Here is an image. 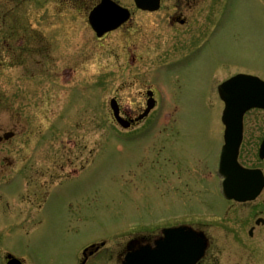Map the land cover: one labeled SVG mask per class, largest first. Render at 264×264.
Here are the masks:
<instances>
[{
	"label": "rangeland",
	"instance_id": "1",
	"mask_svg": "<svg viewBox=\"0 0 264 264\" xmlns=\"http://www.w3.org/2000/svg\"><path fill=\"white\" fill-rule=\"evenodd\" d=\"M0 4L2 10L12 6L11 0H0ZM58 8V5L46 4L45 0H28L12 12H31L42 18L47 14L64 15L62 19L67 21L63 29L68 33L67 37H61L60 43L52 44L50 49L45 38L39 42L35 39L33 50L22 51L14 44L0 52V121L8 129L22 125L28 129L52 126L47 132L51 157H62L65 144L71 146L78 142L86 147L80 156L83 160L76 161V167H83L72 179L76 183L64 181L48 193L45 226L0 236V243L34 264H77L81 250L91 241L108 237L129 220L154 216L182 204L172 193L164 194L154 184L145 187L131 184L124 166L137 153H131L130 148L134 146L127 142L150 139H140L133 131L121 128L110 108L113 97L122 106L139 103V86L128 89L124 82L128 84L135 79V72L142 67L141 57H154V49L140 54L139 36L131 37L127 43L114 35L97 39L88 32L90 27L85 22L88 10L81 17L80 11ZM0 12L3 13L1 9ZM157 37L171 42V38ZM157 37L147 39L157 40ZM204 40L206 56H195L167 69L169 76L174 71L189 86L184 85L177 97L174 93L170 98L163 88L165 104L158 124L149 128L147 122L144 128L136 130L178 131L180 135L173 140L193 142V147L208 153L210 174L203 180L204 193L196 192L194 199L197 212L204 218L195 221L200 226L202 222L207 223L203 231H207L216 248L222 249V254L216 255L215 264H264V226L255 231L253 239L248 235L258 214L264 217V190L255 202L234 212L232 202L223 196L221 178L216 171L224 129L217 85L223 78L237 74L264 79V0H232L223 18ZM125 46L130 48L126 50ZM169 48L166 46L161 51L160 61L167 56L168 60L172 59ZM48 67L50 77L58 78L59 71L65 79L63 85L51 86L52 94H57L55 104L58 100L61 102L53 111L50 107L45 110L41 101ZM160 75L167 76L165 71ZM244 125V129H264V112H247ZM90 148H93L92 154ZM26 153L24 150L22 156ZM257 153V148L247 149L242 162L264 171V160ZM21 165L19 160L15 169ZM22 173H27L23 166ZM70 204L74 206L72 209ZM234 231L241 235L245 245L255 246L254 250L246 253L245 245L240 246Z\"/></svg>",
	"mask_w": 264,
	"mask_h": 264
},
{
	"label": "flooded vegetation",
	"instance_id": "2",
	"mask_svg": "<svg viewBox=\"0 0 264 264\" xmlns=\"http://www.w3.org/2000/svg\"><path fill=\"white\" fill-rule=\"evenodd\" d=\"M25 1L28 0H13L12 4L11 0L12 6L5 10H2L0 4V9L3 11V13L0 12V52L3 48L10 49L12 45L14 47V44L22 51L33 50L34 40L38 39L39 42L44 38L51 49L52 44L60 43L61 37H67L68 32L63 29L67 21L62 19L64 15L47 14L42 18L31 12L28 14L12 12L15 7L17 10ZM111 1L126 7L130 15L116 29L97 37L89 25V12L94 6ZM231 1L45 0L48 5H58L60 10L66 8L70 11H80L81 17L88 10L85 20L90 27L88 32L89 35H94L97 39L114 35L124 38V42L127 43L131 37L139 36L141 38L140 54L154 49V57L151 55L141 57L142 67H140V71L135 72V79L128 84L126 81L124 82L128 89L133 85L139 86L137 94V98H141L139 103L134 106H122L118 100L120 114L129 123V127L125 130L133 131L135 136H140V139H150L149 141L127 142L134 146V148H130L131 153L135 152L137 155L124 166V169H126L125 174L131 179V184L135 187L154 184L162 193H172L176 201L182 202L180 206H174L170 211L129 220L120 229L113 230L108 237L91 241L81 250L77 264L81 262L84 264H125L128 261H140L141 264H190V259L193 260V255L190 253L194 251L195 232L202 235L206 243L204 254L196 264H215L216 255L222 254V249L216 248L207 231H203L207 223L202 222L200 226L195 221L196 218H204L197 212L198 205L195 204L194 199L196 192L201 190L204 193L203 180L205 181L210 174L211 162L208 153L204 149L198 150L193 147V142L183 143L173 140L175 136L180 135L178 131H168V129H139L137 131L136 128H144L147 122L149 128L158 124V118L163 114L161 108L165 104L159 86L166 89L165 94L168 98L174 93V96L177 97L184 85L189 86L185 83V79L174 71L170 72L169 76L167 69L176 67L183 60L207 55L204 39L211 33L212 28L216 27L218 20L223 18V12L231 5ZM138 3L146 5H156L157 3V8H141ZM70 22L73 20L70 19ZM71 24L69 23V25ZM153 36H165V38H171V42L167 43V40H161L158 37L157 40L147 39ZM166 46L171 47L169 49L173 52L172 59L168 60L167 56L166 60L160 61L162 59L161 51H164ZM61 47L59 46L60 51ZM125 48L127 50L130 46H125ZM163 71L166 72V77L160 75ZM46 74L47 77L44 81L46 89L41 101L43 108L46 107L45 110L50 107L53 111V107L55 110L61 102L58 100V103L55 104L57 94H55L56 97L52 94L51 86L53 83L63 85L65 79L61 75L62 72L59 71L56 73L58 78L50 77L49 67ZM131 74L134 73L131 72ZM233 76L223 78L217 85V96L222 103V113L225 103L218 87ZM168 77L170 79L167 80ZM167 81H173L174 84L167 85ZM228 92L229 89L225 88L224 93ZM148 103H153V107L147 116L140 119L139 117L147 109ZM0 108H2L1 93ZM252 110L264 112L262 108H252L247 112ZM247 112L243 116L242 140L239 150L241 162L245 151L255 148L259 150L264 138V129H244ZM18 117H20V112ZM50 129L52 126L46 129H39L38 126L28 129L26 125L13 126V129L12 127L8 129L0 121V236H7L14 230L28 232L45 226L48 221L44 211L48 193L64 181L68 180L70 184L76 183L72 179L83 169V167H76V161L83 160L80 157L82 150L86 149L81 146V143L76 142L71 146L65 144V147L62 148L65 151L62 157H51L47 138V132ZM225 130L222 129L221 147L225 144ZM24 150L27 153L22 156ZM89 150V153L92 154L93 148ZM36 155L38 157H35ZM19 160L22 165L15 169ZM22 166L27 173L20 174ZM57 168L58 172H56ZM230 201L234 212L255 202V200ZM69 207L72 209L74 206L70 204ZM223 210L225 211V207L222 208ZM258 219L261 220L260 223H257ZM261 226H264V217L258 214L248 230L250 239L255 237V231H258ZM234 236L238 238L236 241L240 246L246 244L238 232L234 231ZM254 247L250 244L245 245L246 253L253 251ZM11 255L18 258L19 264H34L0 243V259L3 264H8Z\"/></svg>",
	"mask_w": 264,
	"mask_h": 264
},
{
	"label": "water",
	"instance_id": "3",
	"mask_svg": "<svg viewBox=\"0 0 264 264\" xmlns=\"http://www.w3.org/2000/svg\"><path fill=\"white\" fill-rule=\"evenodd\" d=\"M110 11L113 12L111 7L108 5H102L92 12L90 22L97 31L98 35H102L104 32L116 28L125 19L121 18L118 20L116 18H112V15H108ZM236 79H238L237 82L239 83H248L249 81H252L253 83L255 82V85H253L254 87L264 90V82L260 81L256 77L240 75ZM115 102V100H112L111 105L115 111L116 120L123 127H127L128 123L119 116ZM228 104V109L235 110L236 113L234 116H228L226 112L223 117L228 129L226 135L227 143L223 147L219 167V173L224 177L223 192L229 199H236L239 201L253 200L260 194L264 187V174L259 168H246L242 166L238 162L237 157L242 135V115L246 109L252 106H264V103L262 101L248 99V102L244 104L243 108H239L232 103ZM260 157L264 158V141L260 148ZM257 223H259V220ZM199 236L202 237V235ZM195 245L197 249V244ZM203 246L201 248H203ZM201 253L202 250L200 252H197L196 250V260L199 258ZM16 263V259L10 258L8 264Z\"/></svg>",
	"mask_w": 264,
	"mask_h": 264
},
{
	"label": "bare ground",
	"instance_id": "4",
	"mask_svg": "<svg viewBox=\"0 0 264 264\" xmlns=\"http://www.w3.org/2000/svg\"><path fill=\"white\" fill-rule=\"evenodd\" d=\"M251 110V109H250ZM198 263V262H197Z\"/></svg>",
	"mask_w": 264,
	"mask_h": 264
}]
</instances>
